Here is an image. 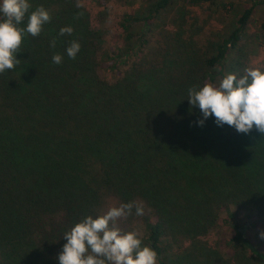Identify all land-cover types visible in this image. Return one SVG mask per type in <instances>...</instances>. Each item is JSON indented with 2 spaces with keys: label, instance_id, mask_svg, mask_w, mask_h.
Wrapping results in <instances>:
<instances>
[{
  "label": "trees",
  "instance_id": "trees-1",
  "mask_svg": "<svg viewBox=\"0 0 264 264\" xmlns=\"http://www.w3.org/2000/svg\"><path fill=\"white\" fill-rule=\"evenodd\" d=\"M64 1L29 0V13L43 6L51 21L39 36L25 34L19 65L0 73V264H58L66 231L129 202H142L145 214L133 208L117 226L142 227L138 237L157 253V264H170L168 237L190 241L191 264H213L215 255L195 244L219 221L228 230L219 242L228 257L264 264L262 245L247 232L264 218V135L255 126L248 134L217 126L214 116L200 126L202 113L187 100L190 87L219 84L226 75L264 0H249L234 28L206 51L179 26L152 59L145 58L146 33L176 0L152 1L144 15L123 13L117 44L100 53L89 15ZM178 1L227 8L220 0ZM26 23L27 15L20 26ZM67 26L72 34L58 35ZM73 40L81 48L70 59ZM55 54L63 57L59 65ZM98 68L117 77L100 79Z\"/></svg>",
  "mask_w": 264,
  "mask_h": 264
},
{
  "label": "clouds",
  "instance_id": "clouds-1",
  "mask_svg": "<svg viewBox=\"0 0 264 264\" xmlns=\"http://www.w3.org/2000/svg\"><path fill=\"white\" fill-rule=\"evenodd\" d=\"M29 0H0V73L12 70L21 60L16 54L25 34L37 37L43 25L51 21V14L43 6H38L29 13ZM77 7L82 5L77 4ZM27 15L25 27L20 25ZM78 13L77 16H82ZM71 26L62 27L60 36L71 35ZM56 40L50 41L55 47ZM81 45L73 40L66 48L67 56L75 59ZM62 55L52 56V62L59 65ZM189 105L198 106L203 119L197 124L203 126L204 120L214 116L217 126L234 127L238 133L248 134L255 126L264 135V69L260 67L245 68L244 73L237 77L228 73L219 84L205 82L202 87L188 89ZM145 214L142 202L121 203L111 206L108 210L93 217L84 216L63 238L66 243L56 257L58 264H157V253L149 246H142V241L134 231H122L117 221L126 219L133 214ZM264 239V231L259 233Z\"/></svg>",
  "mask_w": 264,
  "mask_h": 264
},
{
  "label": "rangeland",
  "instance_id": "rangeland-1",
  "mask_svg": "<svg viewBox=\"0 0 264 264\" xmlns=\"http://www.w3.org/2000/svg\"><path fill=\"white\" fill-rule=\"evenodd\" d=\"M152 1L155 0H65L63 6L82 5L78 8L89 15L90 24L101 35L98 47L100 53L102 50L117 44V37L120 36L117 21L123 13L144 15ZM220 2L227 5V8L224 9L209 4H204L199 8L188 7L178 0L173 1L168 10L161 14L150 28V31L146 33L145 58L152 59L158 56L164 48L163 43L166 41V37H171V33L176 32L179 26H183V29L189 34L192 32L195 35L194 39L197 46L202 51H206L208 46L216 41L220 35L227 34L234 28L235 20L251 5L249 0H220ZM228 4L232 6L229 7ZM262 23H264V5H259L253 12L238 49L230 55V60L224 69L225 74L235 73L239 77L244 73L245 68L260 67L264 69V30L261 29ZM140 28V25L135 26L134 32L138 33ZM97 74L100 79L110 81L117 77L116 74L112 77V75L101 71L99 68ZM121 75L122 72L118 77H121ZM242 220L241 224H244L245 219L242 218ZM259 226L257 229L247 227V232L254 236L255 240L262 245L264 251V239L259 237V233L264 231V218L261 219ZM135 232L139 237H144L142 227L137 226ZM227 234L228 230L219 221L218 225L207 235L196 240L195 248L199 253H205L209 256L211 254L215 255L217 260H213V264H216L217 261L219 263L221 261L225 262V260L229 264H263L257 260H250L249 256L241 261L239 259L238 262L234 261L232 256L228 257L219 247L220 239L227 236ZM167 240L166 262L168 261L170 264H191L186 256L190 241L186 239L173 240L169 237ZM227 254L229 253L227 252ZM199 258L197 260H200ZM203 260L194 261L193 264H205L207 261L210 263V259Z\"/></svg>",
  "mask_w": 264,
  "mask_h": 264
}]
</instances>
